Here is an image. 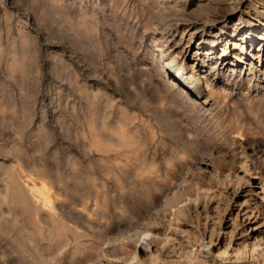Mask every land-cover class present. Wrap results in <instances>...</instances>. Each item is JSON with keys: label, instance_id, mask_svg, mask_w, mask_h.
<instances>
[{"label": "rangeland", "instance_id": "rangeland-1", "mask_svg": "<svg viewBox=\"0 0 264 264\" xmlns=\"http://www.w3.org/2000/svg\"><path fill=\"white\" fill-rule=\"evenodd\" d=\"M206 1L0 0V264H127L144 230L178 264L212 237L250 252L264 46L236 14L217 34Z\"/></svg>", "mask_w": 264, "mask_h": 264}, {"label": "bare ground", "instance_id": "bare-ground-1", "mask_svg": "<svg viewBox=\"0 0 264 264\" xmlns=\"http://www.w3.org/2000/svg\"><path fill=\"white\" fill-rule=\"evenodd\" d=\"M208 1L209 0H207L206 3ZM213 1H210V2L212 3ZM210 2H208V3H210ZM215 2H218L217 10H219V12L218 11L217 12L219 14L214 13L215 15L213 16V18L211 20H209L211 26H214L211 28H213V30H215V32L218 34L219 33L218 31L219 30L221 31V28L225 27V25H227V23L229 21H231L232 16L236 14L237 17L235 18L236 20L234 22L235 25L237 26L240 24H245L246 26H248V27L244 28V30L242 29V31L236 32L237 35H240V37L238 36L239 37V39H238L239 43H237V44L239 46H246V48L249 50V52H251L252 50H255V49H257V52H260L262 47L264 46V10H262V12H261V11H259V9L256 5L251 4L250 7L252 10H251L250 15H249L248 11L246 10L248 8V6L247 5L244 6V3L242 2V0H215ZM201 5H202V2L198 3L199 8ZM243 6H244V8H243ZM215 7L216 6H214V9H215ZM242 14H244L243 19H241V22H239V19L242 18L241 17ZM257 24L262 25L261 30H253V28L257 27ZM194 27L195 26L193 25L192 28H194ZM234 32H235V30H229V31L223 32L222 35H224V34L229 35L228 33H230L229 36H232ZM239 61H242V58H240ZM224 64H226V63L218 60L216 63L210 64L207 68H204L202 66L199 67L197 69V72L198 73L200 72L199 75H201V78L205 79V76L208 75L212 71L216 72L219 70H224L223 69ZM250 64H252V61H250ZM220 67H221V69H220ZM231 70L233 72H235L236 69L232 68ZM242 70H243V68H242ZM219 73H220V71H219ZM222 73H223V71H222ZM257 75H258V73L255 76H257ZM255 76H252L251 78H254ZM198 84H199V81L197 82V85ZM22 193H23L22 190L19 189L18 193H17L18 198L20 199V201H22V204L24 205V207L26 206V208L28 210H32V207L30 206L29 202L26 200V198L24 197V195ZM262 208L259 207L258 205H255V204H254V207H248L247 208V211L249 214L247 215V220H245V224H246V228H247L246 231L247 232L248 231L253 232L251 239H250V241H252V245H250L251 248L249 247L250 252L249 251L247 252V247L246 248L243 247L244 249H242L240 247L241 249H238L239 247L237 248L235 246L233 248H230V246H228V245H227V247L225 246L226 248L223 251L222 248L220 247V243H218V245L216 247V245H215L216 243H214L215 241L212 237L210 243H208L207 245H205L202 248L200 247L201 249H198L196 251L191 250L190 252L187 251V253L188 252L189 253L188 254L186 253L187 255H184L186 260H188L187 264H192V263L194 264V262H199V260L201 263V261H203L209 255L214 256L217 260H220L221 264H234V263H237V264H241V263L264 264V243H263L264 238H262L261 235L259 236V238L254 236V233L258 230L257 229L255 230V226H256L255 224L256 223L252 222V220L258 219L259 215L261 216V212L264 210ZM34 209H35V207H34ZM251 216H253V219H251ZM236 228H238V227H236ZM141 230L143 231V229H141ZM140 234H141V231H140ZM142 234H143V237L138 240V242H140V248L138 249L137 247H135L133 253L131 252L132 256L130 259H128L127 264H159V262H162L160 264H165L166 263L165 260H167L168 264H172V262L174 263V260H173L174 257L172 256L174 254H171V251L169 249L171 244L174 245L173 241H171L169 238L161 239V242H162L161 246L160 245L157 246L156 244H160L161 242L157 243L151 233H148L147 230H144L142 232ZM179 241H181V240H179ZM217 241L220 242V239ZM180 245H179V248L181 247ZM218 247H220V248L218 249ZM177 248H178V246H177ZM185 250H187V249H185ZM158 259H160L159 262H158ZM171 260H173V261L169 262ZM180 260H181V258H180ZM178 263L179 262L175 261L174 264H178Z\"/></svg>", "mask_w": 264, "mask_h": 264}]
</instances>
